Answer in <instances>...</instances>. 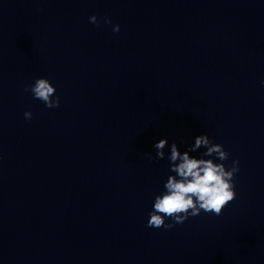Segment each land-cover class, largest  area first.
I'll list each match as a JSON object with an SVG mask.
<instances>
[{
	"label": "clouds",
	"instance_id": "1",
	"mask_svg": "<svg viewBox=\"0 0 264 264\" xmlns=\"http://www.w3.org/2000/svg\"><path fill=\"white\" fill-rule=\"evenodd\" d=\"M89 22L100 26L96 15L90 16ZM103 22L111 24L107 17ZM119 31L118 24L113 26V32ZM261 83L264 84V81ZM25 91L30 92L34 99L40 100L48 108L60 106V97L55 95L56 88L47 78L35 79L34 83L25 87ZM24 117L30 121L32 113L26 111ZM166 146L168 147L167 139H161L154 145L157 161L165 159ZM201 148L206 149L201 153V158L190 155ZM149 159H152L151 154ZM167 159L174 175L168 176L164 184L165 190L156 195L152 211L149 213L148 227L171 229L202 211L220 216L226 205L236 199L234 177L239 172V161L233 160L232 165L226 167L223 162L229 159V153L224 150L223 145L214 143L207 134L196 136L194 144L184 152L173 142ZM166 219L172 223H166Z\"/></svg>",
	"mask_w": 264,
	"mask_h": 264
}]
</instances>
